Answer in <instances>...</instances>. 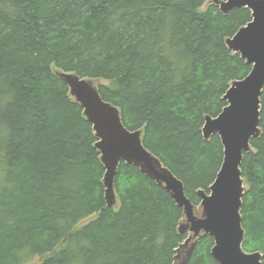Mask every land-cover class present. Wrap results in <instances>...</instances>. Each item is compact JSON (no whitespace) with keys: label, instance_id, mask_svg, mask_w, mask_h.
I'll use <instances>...</instances> for the list:
<instances>
[{"label":"trees","instance_id":"16d2710c","mask_svg":"<svg viewBox=\"0 0 264 264\" xmlns=\"http://www.w3.org/2000/svg\"><path fill=\"white\" fill-rule=\"evenodd\" d=\"M251 20L210 0H0V264H175L190 235L183 209L124 162L118 206H106L98 140L56 73L95 81L196 211L224 159L205 118L251 71L226 40ZM260 128L241 167V214L243 249L264 264V90ZM213 246L203 235L188 264H218Z\"/></svg>","mask_w":264,"mask_h":264},{"label":"water","instance_id":"95a60500","mask_svg":"<svg viewBox=\"0 0 264 264\" xmlns=\"http://www.w3.org/2000/svg\"><path fill=\"white\" fill-rule=\"evenodd\" d=\"M224 15L248 9L252 20L226 40L228 49L239 54L250 73L234 81L224 96L227 106L217 117L207 116L202 129L206 141L217 135L224 159L209 192L198 191L201 213L186 196L185 186L143 143V131H132L123 124L120 111L103 100L95 81L77 74L58 71L57 77L82 107L97 138L96 149L105 167L103 179L108 208L118 206L114 182L121 163L133 165L171 194L183 209L185 221L179 232L190 235L178 249L175 264H188L203 235L214 240L211 255L218 264H263L260 252L244 251L245 230L242 224L243 197L246 191L242 176L244 155L253 151L252 140L261 136V96L264 90V0H212ZM191 245V246H189Z\"/></svg>","mask_w":264,"mask_h":264},{"label":"rangeland","instance_id":"374dc122","mask_svg":"<svg viewBox=\"0 0 264 264\" xmlns=\"http://www.w3.org/2000/svg\"><path fill=\"white\" fill-rule=\"evenodd\" d=\"M211 1H212V0H210V2H211ZM205 8H207V5H205V6L203 7V9H205ZM100 83H104V82H100ZM196 211H197L198 213H201V212H202L201 207H197V208H196ZM94 218H95V217H92V218L85 219V220L81 221V222L78 224L77 228H81V227H83L84 225H86L87 223H89L90 221H92ZM44 259H45V258H39V257H36V258H33V259L29 260V262H27V263H25V264H40Z\"/></svg>","mask_w":264,"mask_h":264}]
</instances>
